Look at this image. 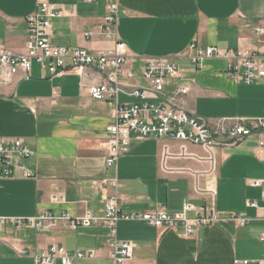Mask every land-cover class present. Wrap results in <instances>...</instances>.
I'll return each instance as SVG.
<instances>
[{"label": "crops", "instance_id": "0c3cea01", "mask_svg": "<svg viewBox=\"0 0 264 264\" xmlns=\"http://www.w3.org/2000/svg\"><path fill=\"white\" fill-rule=\"evenodd\" d=\"M39 1L62 12L51 20L53 45L88 50L112 45L101 32L105 0H0V48L24 52L26 17ZM119 5L124 13L116 31L130 57L126 67L134 72L133 78L122 81L126 91L118 94L120 101L139 102L125 92L130 85H146L141 77L144 59L166 57L183 79L192 82L184 97L188 113L210 122L263 115L264 79L245 84L226 73L223 59H204L195 68L187 55L192 42L199 48H253L258 39L254 29L264 26V0H120ZM88 30L91 38L85 36ZM98 80L92 67L83 74L68 69L50 75L33 63L27 78L0 83V139L20 138L34 152L25 162L32 176L17 170L0 175V217L50 211L70 216L88 212L102 218L110 194L119 197L121 213H173L184 202L207 204L215 209L217 220L187 236L143 221H118L117 239L133 245L132 258L125 264H261L264 159L257 136L206 149L132 134L117 165L106 166L113 102L90 97L88 88ZM171 88L168 85L166 92ZM114 178L116 187L99 182ZM233 213L245 215L248 223L238 224ZM52 244L69 252L96 249L98 258L73 264H110L103 224L74 229L61 221L49 230L0 228V264H34L33 256ZM20 249L27 254L20 256ZM51 264L62 263L56 258Z\"/></svg>", "mask_w": 264, "mask_h": 264}, {"label": "built area", "instance_id": "2783aa9c", "mask_svg": "<svg viewBox=\"0 0 264 264\" xmlns=\"http://www.w3.org/2000/svg\"><path fill=\"white\" fill-rule=\"evenodd\" d=\"M94 1V0H87ZM120 0H105V14L101 32L103 37L112 41V45L88 50L83 47L56 46L50 41L51 20L61 15V11L47 1H39L34 13L26 17V41L23 53H12L0 48V83L10 84L16 78H27L33 63L40 65L50 75L65 70H74L83 74L86 67L94 68L99 80L93 82L88 93L96 100H111L112 122L107 127L106 166H116L120 156L128 150V142L133 134L139 138L161 137L189 142L210 149L217 145L234 144L241 139L256 135L257 149L264 159V113L258 117L220 118L213 122L201 119L185 110L184 97L191 89V83L183 79L177 65L166 57L144 59L141 77L145 86L130 85L125 92L139 99V102L120 101L118 94L124 90L125 79L134 77L131 68L126 67L129 60L126 44L117 34L116 25L124 11ZM258 36L253 48L224 49L218 46L199 48L194 42L188 46V58L195 68H199L204 59H223L226 73L245 84L264 79V26L254 29ZM85 36L91 38L88 30ZM171 85L170 91L166 87ZM33 150L20 138L9 141L0 139V175L21 171L25 177L32 176L25 162L33 156ZM103 185L117 186L116 179H101ZM258 185L259 181H252ZM264 197V192H263ZM62 199V197H60ZM119 197L110 194L104 200V215L95 217L90 213L82 216H70L66 213L55 215L43 211L33 217H0V228L29 227L49 230L57 222L71 228H87L99 223L105 226L106 237L110 246L107 258L110 264H125L132 258V243L117 239V222L143 221L155 227H169L183 235H192L198 227L206 226L217 220L215 209L211 205H193L184 202L182 209L169 213L160 209L141 212L121 213L118 208ZM255 206L253 202L249 203ZM193 212L192 216L188 213ZM232 218L240 225L248 223L249 218L240 213H233ZM264 245V235L260 238ZM20 256L27 250L20 249ZM58 258L62 264H73L74 260L96 259V249L67 251L63 246L52 244L41 249L33 256L34 264H51ZM99 264H107L100 262ZM264 264V257L261 261Z\"/></svg>", "mask_w": 264, "mask_h": 264}]
</instances>
